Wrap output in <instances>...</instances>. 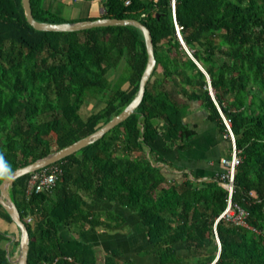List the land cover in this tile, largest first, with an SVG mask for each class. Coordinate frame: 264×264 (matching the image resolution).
Returning <instances> with one entry per match:
<instances>
[{
  "label": "trees",
  "instance_id": "obj_1",
  "mask_svg": "<svg viewBox=\"0 0 264 264\" xmlns=\"http://www.w3.org/2000/svg\"><path fill=\"white\" fill-rule=\"evenodd\" d=\"M99 1L100 15L73 19H64L44 0H30V5L38 21L137 19L150 30L156 64L133 113L55 162L62 174L50 191L27 196L29 174L9 184L29 233L27 264H99L94 248H69L60 235L62 226L121 225L117 214L101 218L85 210L86 197L136 214L149 244L138 255L154 256L144 263L117 248L103 264H264V0ZM177 28L209 82L180 44ZM146 61L144 37L135 26L42 31L28 23L21 0H0V154L10 171L117 115L137 93ZM208 85L240 157L231 202L246 210L248 226L219 217L228 199L219 181L224 169L200 180L185 172L173 176L166 160L150 151L159 136L180 150L190 148L197 129L185 119L201 111L228 140L230 153L225 122ZM89 97L102 105L83 117L79 111ZM0 220L6 225L0 226V264H16L12 255L19 232L1 205Z\"/></svg>",
  "mask_w": 264,
  "mask_h": 264
},
{
  "label": "crops",
  "instance_id": "obj_2",
  "mask_svg": "<svg viewBox=\"0 0 264 264\" xmlns=\"http://www.w3.org/2000/svg\"><path fill=\"white\" fill-rule=\"evenodd\" d=\"M45 1L46 4H51L53 1L58 0ZM59 1L65 5L81 1L88 2L89 6H87L85 16H98L103 11L98 0ZM97 2H99V5L95 6ZM79 16L82 17L81 13H77V17ZM185 120L190 126H196L197 129L196 134L190 140L191 147L180 150L166 136H159L151 144L152 149L150 151L152 155L163 157L167 162L164 163L165 169L173 176H179L180 172H185L190 177L200 180L218 175L224 169L220 162L221 158L229 156L230 146L228 140L218 131L215 123L205 119V115L201 111H192ZM83 208L100 214L101 218L104 214L112 212L119 215L123 222L117 227L99 226L94 230H91L89 225H85L83 228L74 227L71 229L62 226L59 228L60 235L67 247H92L96 250V255L100 254L103 258L111 250L118 248L126 256L136 255L138 261L149 260L152 262L154 260L152 253L138 255L140 251L147 249L149 244L136 214L108 200L94 197H86L83 200ZM3 222L0 225L6 226Z\"/></svg>",
  "mask_w": 264,
  "mask_h": 264
},
{
  "label": "water",
  "instance_id": "obj_3",
  "mask_svg": "<svg viewBox=\"0 0 264 264\" xmlns=\"http://www.w3.org/2000/svg\"><path fill=\"white\" fill-rule=\"evenodd\" d=\"M23 8H24V14L26 17V20L28 23L37 30L42 31H78L83 29H88L92 27H100V26H112V25H132L137 27L141 30L146 51H147V61L145 68L141 74L140 80H139V86L137 93L135 94L134 98L126 105L123 110H121L117 115L113 116L110 120H108L104 125L99 127L94 132L72 142L71 144L62 147L56 151H53L49 154H47L44 157L38 158L34 160L33 162H30L24 166L18 167L15 170H13L12 177L11 178H4L0 183V205L3 207V209L6 211V213L11 218L12 222L16 225L18 232H19V242H18V255L16 258L13 259V262L16 264H27V254L29 249V233L26 228L25 223L20 217V213L18 211V208L16 207L15 203L11 199L9 193H8V186L9 184L16 178L29 174L35 170H38L40 168H43L51 163H55L62 158L78 151L79 149L87 146L90 143H93L94 141L101 138L107 131L112 129L114 126L118 125L120 122L125 120L131 113L134 112L136 107L141 102L144 91H145V85L148 81V79L151 76V73L153 72V69L156 64L155 56H154V48H153V41L152 36L150 33V30L139 20L134 18H112V17H98L95 19L90 20H81V21H65V22H46V21H38L36 20L31 11V5L30 0H21ZM174 6V2H173ZM180 35V34H179ZM180 44L182 45L183 49L186 53H188L189 57L196 63L197 67L204 73L206 76L207 81L209 82V76L205 69L201 66L199 62L192 56V53H189L185 43L182 40V37H179ZM211 87L208 85V88ZM212 99L214 100V103L216 104V101L214 99L213 91L210 92ZM218 107V105L216 104ZM218 110L220 111V108L218 107ZM221 113V111H220ZM221 116L224 115L221 113ZM216 234V231H215ZM14 238V235L12 236V239ZM218 242V249H220V243L218 240V237H216Z\"/></svg>",
  "mask_w": 264,
  "mask_h": 264
},
{
  "label": "built area",
  "instance_id": "obj_4",
  "mask_svg": "<svg viewBox=\"0 0 264 264\" xmlns=\"http://www.w3.org/2000/svg\"><path fill=\"white\" fill-rule=\"evenodd\" d=\"M128 1H126L127 3ZM178 38L180 37L177 28ZM189 51V50H188ZM190 53V52H189ZM208 90L212 92V88L209 87ZM223 122L227 129V135L231 142V149L229 157L221 158L220 162L224 167V171L219 175L220 184L226 188L228 193L227 205L224 211L219 217H224L226 219L232 220L236 224L248 226L245 222V217L247 212L242 207L231 202V195L233 193V179L236 171V166L240 162V157L238 155L237 149L235 147L234 136L230 129L228 120L223 116ZM62 174V168L56 163H51L43 168L35 170L29 173L26 181L25 194L29 196L32 193H38L41 191H50L54 186L56 180ZM32 217L28 215L26 217L27 222H31Z\"/></svg>",
  "mask_w": 264,
  "mask_h": 264
},
{
  "label": "rangeland",
  "instance_id": "obj_5",
  "mask_svg": "<svg viewBox=\"0 0 264 264\" xmlns=\"http://www.w3.org/2000/svg\"><path fill=\"white\" fill-rule=\"evenodd\" d=\"M97 3L95 4V6L99 5V2H97ZM47 5L52 10L58 12L64 19H73V18L77 17V13H81V16H85L86 10H87V6H89V3L86 2V1H81V2L69 3V4L65 5V4H63V2L58 0V1H55V2L53 1L51 4H47ZM95 9H96V7H95ZM121 69H122L121 67L118 68V71L114 72L110 76V79L115 81L117 79V76L120 73ZM101 105H102V103L97 102L95 97H89V98H87L85 103H83V105L81 106L79 112H80L81 116L86 117L88 114H90V113H92L94 111H97L100 108ZM1 223H2V221L0 220V224ZM10 228H13V226L10 225ZM13 230H14V228H13ZM178 248H179V250L182 253H186V250L183 248L182 245L178 246ZM8 249L9 250L11 249L10 244H8ZM17 251H18V249L15 248V250L13 251L12 258H16L17 257V255H18ZM132 256H133V254H132ZM97 257H98V261L97 262L99 264H103L102 263L103 256L99 254ZM142 262L150 263L149 260H143Z\"/></svg>",
  "mask_w": 264,
  "mask_h": 264
},
{
  "label": "clouds",
  "instance_id": "obj_6",
  "mask_svg": "<svg viewBox=\"0 0 264 264\" xmlns=\"http://www.w3.org/2000/svg\"><path fill=\"white\" fill-rule=\"evenodd\" d=\"M0 176L5 177V178H11L12 173L10 171L9 166L7 163L3 160L2 154H0Z\"/></svg>",
  "mask_w": 264,
  "mask_h": 264
}]
</instances>
